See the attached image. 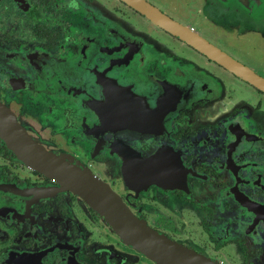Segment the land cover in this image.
<instances>
[{"label": "flooded vegetation", "instance_id": "obj_1", "mask_svg": "<svg viewBox=\"0 0 264 264\" xmlns=\"http://www.w3.org/2000/svg\"><path fill=\"white\" fill-rule=\"evenodd\" d=\"M143 1L264 79V42L213 43L204 0ZM169 242L264 264V90L125 0H0V264Z\"/></svg>", "mask_w": 264, "mask_h": 264}, {"label": "rangeland", "instance_id": "obj_2", "mask_svg": "<svg viewBox=\"0 0 264 264\" xmlns=\"http://www.w3.org/2000/svg\"><path fill=\"white\" fill-rule=\"evenodd\" d=\"M185 7H197V1L178 0ZM204 0L200 7L208 16L203 18L201 26L212 35L211 41L219 43L222 49L228 51L223 41L232 43H249L260 39L264 42V0ZM162 7V6H161ZM218 16V17H216ZM247 37V41L243 39ZM244 45V44H243ZM180 83L174 82L173 88H180Z\"/></svg>", "mask_w": 264, "mask_h": 264}, {"label": "water", "instance_id": "obj_3", "mask_svg": "<svg viewBox=\"0 0 264 264\" xmlns=\"http://www.w3.org/2000/svg\"><path fill=\"white\" fill-rule=\"evenodd\" d=\"M125 1H127L139 11L147 15L152 21H154L161 27L176 34L179 38L186 40L188 43L192 44L197 49L204 52L208 57L216 60L220 64H223L235 74L241 76L245 80L264 90V79L254 73L251 69L247 68L246 66H243L233 58L229 57L223 51H221L211 43L207 42L198 34L192 33L187 28L177 24L175 21L169 19L143 0ZM167 247L169 248V258L171 259L172 264H213L205 259H202L199 255L195 254L194 252L185 249L175 243L169 242L167 243Z\"/></svg>", "mask_w": 264, "mask_h": 264}]
</instances>
